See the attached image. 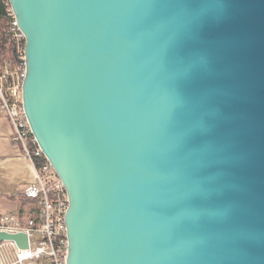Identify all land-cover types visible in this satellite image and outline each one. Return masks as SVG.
Returning a JSON list of instances; mask_svg holds the SVG:
<instances>
[{
	"label": "water",
	"instance_id": "obj_1",
	"mask_svg": "<svg viewBox=\"0 0 264 264\" xmlns=\"http://www.w3.org/2000/svg\"><path fill=\"white\" fill-rule=\"evenodd\" d=\"M8 3L67 264H264V0Z\"/></svg>",
	"mask_w": 264,
	"mask_h": 264
},
{
	"label": "built area",
	"instance_id": "obj_2",
	"mask_svg": "<svg viewBox=\"0 0 264 264\" xmlns=\"http://www.w3.org/2000/svg\"><path fill=\"white\" fill-rule=\"evenodd\" d=\"M7 1L12 55L0 56V112L11 124V140L34 171L24 195L38 205V213L23 218L0 211V232L22 233L27 245L13 239L0 241V264H67L68 234L65 216L69 198L64 184L43 154L25 114L23 81L26 73L25 37Z\"/></svg>",
	"mask_w": 264,
	"mask_h": 264
},
{
	"label": "crops",
	"instance_id": "obj_3",
	"mask_svg": "<svg viewBox=\"0 0 264 264\" xmlns=\"http://www.w3.org/2000/svg\"><path fill=\"white\" fill-rule=\"evenodd\" d=\"M11 130L10 122L0 112V205L1 197L8 198L15 203L19 194L25 196V187L34 181L33 168L23 156L20 148L12 142ZM9 213L19 215L17 202L16 210Z\"/></svg>",
	"mask_w": 264,
	"mask_h": 264
},
{
	"label": "trees",
	"instance_id": "obj_4",
	"mask_svg": "<svg viewBox=\"0 0 264 264\" xmlns=\"http://www.w3.org/2000/svg\"><path fill=\"white\" fill-rule=\"evenodd\" d=\"M10 15L7 10V1L0 0V56L12 55L13 53V39L9 32ZM18 204V213L21 217L35 215L38 213V205L33 199H28L19 194L16 197Z\"/></svg>",
	"mask_w": 264,
	"mask_h": 264
},
{
	"label": "rangeland",
	"instance_id": "obj_5",
	"mask_svg": "<svg viewBox=\"0 0 264 264\" xmlns=\"http://www.w3.org/2000/svg\"><path fill=\"white\" fill-rule=\"evenodd\" d=\"M16 202L13 203L10 199L1 197L0 210L5 211L7 213L14 212L16 210ZM17 213H18V204H17Z\"/></svg>",
	"mask_w": 264,
	"mask_h": 264
}]
</instances>
